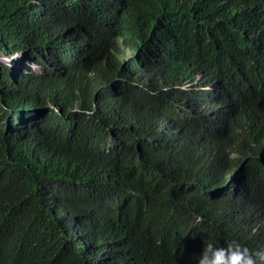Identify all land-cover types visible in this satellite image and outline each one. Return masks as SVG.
<instances>
[{
  "label": "trees",
  "instance_id": "16d2710c",
  "mask_svg": "<svg viewBox=\"0 0 264 264\" xmlns=\"http://www.w3.org/2000/svg\"><path fill=\"white\" fill-rule=\"evenodd\" d=\"M0 51V264L264 248V0H0Z\"/></svg>",
  "mask_w": 264,
  "mask_h": 264
},
{
  "label": "clouds",
  "instance_id": "9594fccd",
  "mask_svg": "<svg viewBox=\"0 0 264 264\" xmlns=\"http://www.w3.org/2000/svg\"><path fill=\"white\" fill-rule=\"evenodd\" d=\"M199 264H264V248L254 250L237 240L228 243L227 247L208 242Z\"/></svg>",
  "mask_w": 264,
  "mask_h": 264
},
{
  "label": "rangeland",
  "instance_id": "374dc122",
  "mask_svg": "<svg viewBox=\"0 0 264 264\" xmlns=\"http://www.w3.org/2000/svg\"><path fill=\"white\" fill-rule=\"evenodd\" d=\"M19 54L6 56L2 51H0V61L8 63L12 67L14 66L21 67L23 62H26L27 59L25 58L24 60V57H22V55L21 54L19 55ZM27 63L30 65V68L32 69L33 72H40L41 69L39 66H37L36 64H32L29 61H27ZM31 64L34 65L35 67H33Z\"/></svg>",
  "mask_w": 264,
  "mask_h": 264
}]
</instances>
